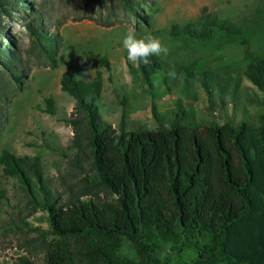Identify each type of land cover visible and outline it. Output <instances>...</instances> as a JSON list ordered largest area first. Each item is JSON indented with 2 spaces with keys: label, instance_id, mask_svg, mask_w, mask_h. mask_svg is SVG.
Segmentation results:
<instances>
[{
  "label": "trees",
  "instance_id": "1",
  "mask_svg": "<svg viewBox=\"0 0 264 264\" xmlns=\"http://www.w3.org/2000/svg\"><path fill=\"white\" fill-rule=\"evenodd\" d=\"M117 1L149 27L158 11L154 0ZM33 5L36 0H0V11L29 13L25 27L55 70L60 36L39 25L44 15ZM169 36L185 48L242 46L243 74L261 92L264 109V52L253 50V41L264 39V0L235 20L204 8L196 20L173 24ZM149 60L137 61L133 73L150 89L157 76L169 90L189 91L199 81L210 100L215 87L222 92L229 83L212 69L199 72L196 62L171 70L159 56ZM30 71L18 43L0 41V106L9 93L23 90ZM103 85L101 72L90 81L73 72L61 77V90L76 103L68 121L74 133L70 165L79 172L88 168L67 199L49 184L40 155L0 154L3 175L18 180L34 210L48 213L53 238L41 234L37 240L44 264H264V110L256 123L192 126L178 99L168 127L129 130L124 108L116 128L99 112ZM45 104L55 115L54 100ZM152 115L160 120L155 104ZM88 194L95 199L82 200Z\"/></svg>",
  "mask_w": 264,
  "mask_h": 264
},
{
  "label": "rangeland",
  "instance_id": "2",
  "mask_svg": "<svg viewBox=\"0 0 264 264\" xmlns=\"http://www.w3.org/2000/svg\"><path fill=\"white\" fill-rule=\"evenodd\" d=\"M7 1V0H1ZM158 9L152 13L150 27L141 19L125 12L117 0H36L31 9L41 11L39 24L48 34L60 36L59 67H49L41 47L29 34L21 10L9 17L0 11V41L11 40L21 47L31 71L24 88L9 93L0 106V154L7 150L16 156L42 157L49 184L67 199L70 188L77 190L88 172H79L70 165L74 151L69 148L73 129L69 119L75 100L61 90V77L73 72L90 81L97 72L103 77V96L98 102L102 118L118 127L122 111L127 110L129 130H157L168 127L181 99L188 110L186 122L192 126H214L231 122L256 123L263 112L262 94L244 76V49L230 44L220 50L208 47L185 48L169 36L176 23L196 20L204 8L217 12L223 19H238L248 13L257 0H154ZM13 3V1H11ZM146 13L152 12L145 8ZM132 30L138 38H158L167 48L159 57L173 70L177 64L197 63V70L212 69L228 86L222 92L213 90L209 100L199 81L189 91L175 87L169 90L163 77L154 79V88L135 74L138 64L127 59L122 46L124 35ZM264 39L253 41V50L264 52ZM106 59L109 66L102 62ZM198 72V73H199ZM235 81V82H234ZM223 83V82H222ZM55 103V115L45 112V99ZM157 106L160 120L152 115ZM105 198L106 193L98 192ZM109 198L111 196H108ZM95 199L88 194L82 200ZM41 234L52 239L48 213L34 210L17 179L3 175L0 166V264H44V254L38 248Z\"/></svg>",
  "mask_w": 264,
  "mask_h": 264
},
{
  "label": "clouds",
  "instance_id": "3",
  "mask_svg": "<svg viewBox=\"0 0 264 264\" xmlns=\"http://www.w3.org/2000/svg\"><path fill=\"white\" fill-rule=\"evenodd\" d=\"M122 46L127 52V59L130 62L150 63L149 57L167 54V48L161 44L158 38L148 36L138 38L137 35L129 30L123 37Z\"/></svg>",
  "mask_w": 264,
  "mask_h": 264
}]
</instances>
